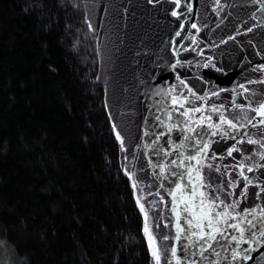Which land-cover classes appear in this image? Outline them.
<instances>
[{
	"label": "water",
	"instance_id": "water-1",
	"mask_svg": "<svg viewBox=\"0 0 264 264\" xmlns=\"http://www.w3.org/2000/svg\"><path fill=\"white\" fill-rule=\"evenodd\" d=\"M81 2L85 24L95 39L97 83L104 92L120 169L142 216L150 264H156L152 251L157 247L160 264H264V237L260 236L264 232V148L247 143L249 139L264 143V125L257 124L260 117L252 111L264 102V0H179L178 5L176 0ZM173 99L184 102L173 103ZM213 106L219 113L213 112ZM189 108H201L191 113L195 133L184 128L187 118L182 113ZM220 115L247 127L231 130L223 125L228 131L224 136L219 129L209 127L207 120L200 123L201 116H210L216 124ZM185 135L190 139L184 140ZM196 139L208 143L209 148L199 166L203 186L197 188V197L188 208L195 210L199 192L206 194L205 208H213L207 193H217L215 211L224 210L220 201L225 206L235 202L234 210L229 209L233 217L229 222L246 229L242 241L238 229L223 221L218 226L225 230L213 233L215 240L177 232V223L184 227L187 219L195 223L191 211L185 210L191 182L186 169L178 167V157L195 155ZM234 143L240 151L228 156L227 149ZM180 144L183 148L177 149ZM172 160H177V166L171 165ZM241 164L246 166L243 176L238 167ZM172 171L178 175L172 176ZM244 176L253 183L247 184ZM193 180H197L195 172ZM177 183L186 185V195L174 201ZM249 219L255 228L247 223ZM250 232H255V237ZM234 252L241 256L233 259ZM245 254L248 259L243 258Z\"/></svg>",
	"mask_w": 264,
	"mask_h": 264
},
{
	"label": "trees",
	"instance_id": "trees-1",
	"mask_svg": "<svg viewBox=\"0 0 264 264\" xmlns=\"http://www.w3.org/2000/svg\"><path fill=\"white\" fill-rule=\"evenodd\" d=\"M81 0H0L5 264H150Z\"/></svg>",
	"mask_w": 264,
	"mask_h": 264
},
{
	"label": "snow or ice",
	"instance_id": "snow-or-ice-1",
	"mask_svg": "<svg viewBox=\"0 0 264 264\" xmlns=\"http://www.w3.org/2000/svg\"><path fill=\"white\" fill-rule=\"evenodd\" d=\"M177 5L179 4V0H176ZM173 15H179V13L173 12ZM192 27H196L195 24L192 25ZM177 35H179V33H177ZM245 91H247V89H245ZM187 97L184 98V100H186ZM197 99H202L201 97H197ZM183 100H176L173 99V103H183ZM234 107H240L243 108V105H234ZM249 107H251V105H249ZM213 112H217L219 113V109H217L215 106H213ZM177 112L180 111L179 108L176 109ZM201 108H189L188 110L184 111L182 113V115L184 117L187 118V122L184 123V128L187 129L188 132L190 133H195V128L192 126L193 125V116L191 115V113H195V112H200ZM252 111L255 113V116L260 117V119L257 121V124L259 125H264V102H261L258 104V106L254 109H252ZM255 116L253 117V119H255ZM244 119L248 120V124H252V120L248 119L247 117H244ZM207 120L209 127H214L220 130V133H222L224 136L228 135V131L225 130L224 127H222L223 125H227L228 129L231 130H238L241 128H246L247 125L242 124V123H233L232 120H229L227 117L220 115L219 116V122L216 124H212L211 123V117H200V123L203 124L204 121ZM253 127H255L256 125H252ZM175 127H180L179 125H175ZM169 131H171V129H169ZM198 135V134H197ZM244 135V134H242ZM117 137H119V133H117ZM233 140H235V135H233L231 137ZM190 137L185 135L184 136V140H189ZM122 142V141H121ZM239 143L243 144L244 140H240ZM247 143L249 144H259L261 148H264V143H262L261 141H254L249 139L247 141ZM193 146H198L197 147V151L195 155H189L187 157H178L179 159V165L178 167L184 168L186 169V175H187V180L191 182V186H187L188 187V193H190V195H188L187 200L184 201L185 203V210L186 211H191V214L193 217H195V223H193V219H187V227L181 226L179 223L176 224V229L178 233H182V232H188L191 235H195L200 239H203L204 237H208L210 239L215 240V235H213V233H223V231L225 230L224 228L218 226L220 225L221 221L224 222V224L227 227H231L233 229H238L239 233H240V240L242 241L244 239V234L246 232V229L244 227H241L239 223H230L229 221H231L233 219L232 217V213L229 209L234 210L235 208V202H233V204L231 205H224V201H220V206L222 208H224L223 211H215V205H216V200L218 199L217 193L215 192H209L207 193V196L211 198V203L213 205V208H205L204 205V200L203 197H205V193L204 192H199V203L197 204L195 210H190L188 208V205L192 202L193 198L197 197V188L202 187L203 186V176L200 173V168L199 166L201 165L202 162V158L204 155H206L207 153V149L209 148V144L200 140V139H196L194 141V145ZM177 149L179 148H183V144L177 145L176 146ZM236 151L239 152L240 149L237 148L236 144L234 143L232 145V147H229L227 149V155L231 156L232 153ZM262 157H264V154H261ZM213 159H215V157H213ZM185 160H187L189 163L185 164ZM195 161V164H192L191 162ZM171 165L173 166H177V160H172ZM158 167H161V170H164V166L162 165H158ZM208 167H211V165H208ZM241 169L240 175L243 176V168L246 167L245 165L241 164L238 166ZM261 167H264V165H262ZM216 172H220L219 168L215 169ZM247 171L251 172L253 171L252 167H247ZM193 172L196 173L197 176V180L199 181V183H197V180H193ZM172 176H177L178 173L177 171H172L171 172ZM179 179L181 181L184 180V176L180 175ZM244 180L247 181V184H252L253 181L249 180L247 176H244ZM247 184H245V191L247 189ZM133 187H135V185H133ZM186 185H184L183 183H177L176 184V192H173L172 195L174 197V201L177 199H180L181 197H184L185 194V189ZM210 187V186H209ZM261 191H264V189H261ZM241 195H244V193H241ZM143 207V206H141ZM175 211V209H173ZM261 215H264V213H261ZM177 217H179V212H177ZM253 219H255V216H253ZM206 221V223H205ZM247 223L249 225H251L252 228H255L256 225L252 224V220H247ZM200 229L199 232H194L193 229ZM205 229H210L211 231H205ZM145 231L147 232V226L145 227ZM250 231V230H248ZM250 235L252 237H255L256 233L255 232H250ZM260 236L264 237V232H260ZM191 237H189L190 239ZM154 239V238H153ZM162 239L167 240L168 237H162ZM175 239L179 240L180 237L179 235H177L175 237ZM231 239L233 241L237 240V236H231ZM152 245H150L151 247ZM203 246V245H202ZM210 246V245H209ZM172 251V255L175 257L176 255V248L173 247L171 249ZM152 255L155 258L156 264H160V255H159V249L157 248H153L152 251ZM241 256L240 252H234L233 253V259H236L238 257ZM244 259H248L249 257L245 254L243 256ZM177 260L179 261V257H177Z\"/></svg>",
	"mask_w": 264,
	"mask_h": 264
},
{
	"label": "rangeland",
	"instance_id": "rangeland-1",
	"mask_svg": "<svg viewBox=\"0 0 264 264\" xmlns=\"http://www.w3.org/2000/svg\"><path fill=\"white\" fill-rule=\"evenodd\" d=\"M6 261H7V255L5 253V248H3L1 245L0 246V264H5Z\"/></svg>",
	"mask_w": 264,
	"mask_h": 264
}]
</instances>
